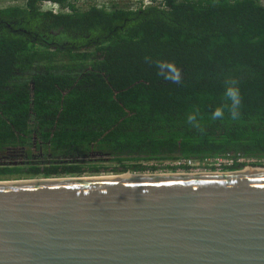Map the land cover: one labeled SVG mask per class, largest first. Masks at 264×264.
<instances>
[{
  "label": "trees",
  "instance_id": "16d2710c",
  "mask_svg": "<svg viewBox=\"0 0 264 264\" xmlns=\"http://www.w3.org/2000/svg\"><path fill=\"white\" fill-rule=\"evenodd\" d=\"M78 1L0 9V180L264 159V0ZM158 60L175 62L181 81L158 76ZM227 79L240 116L212 120Z\"/></svg>",
  "mask_w": 264,
  "mask_h": 264
},
{
  "label": "water",
  "instance_id": "95a60500",
  "mask_svg": "<svg viewBox=\"0 0 264 264\" xmlns=\"http://www.w3.org/2000/svg\"><path fill=\"white\" fill-rule=\"evenodd\" d=\"M0 180V264H264V167Z\"/></svg>",
  "mask_w": 264,
  "mask_h": 264
},
{
  "label": "clouds",
  "instance_id": "9594fccd",
  "mask_svg": "<svg viewBox=\"0 0 264 264\" xmlns=\"http://www.w3.org/2000/svg\"><path fill=\"white\" fill-rule=\"evenodd\" d=\"M150 60V58H146ZM155 66L159 69L157 75L166 81H173L179 83L181 81V70L172 61H155ZM236 81L227 79L224 86V103L216 107L211 113L212 120H222L225 116V109L230 113L232 120H237L240 116V107L242 103L240 89L236 86ZM188 122L193 126L199 128L196 113H192L187 117ZM245 168V167H244ZM241 168V169H244ZM239 170V169H237Z\"/></svg>",
  "mask_w": 264,
  "mask_h": 264
},
{
  "label": "rangeland",
  "instance_id": "374dc122",
  "mask_svg": "<svg viewBox=\"0 0 264 264\" xmlns=\"http://www.w3.org/2000/svg\"><path fill=\"white\" fill-rule=\"evenodd\" d=\"M97 5L100 7H104L108 10H114V9H128V10H135L140 6L138 0H79L77 2V5L81 7L82 9L88 8L90 5ZM7 6H20V7H25L26 6V0H0V9L7 7ZM44 9H54L57 11H60L61 8L58 4H54L51 2H45L43 4ZM247 160L249 162L244 161ZM237 160L240 163H243L244 167L248 168H256V167H264V163L257 161L256 159H250V158H237ZM174 165V164H173ZM239 165V164H238ZM230 170L229 168H224L221 169V171H226ZM237 170V169H233ZM178 171V170H177ZM164 172H172L170 170H159L157 172H144V173H164ZM109 175H117V174H109ZM83 176H88V175H83ZM6 180H13V179H6Z\"/></svg>",
  "mask_w": 264,
  "mask_h": 264
},
{
  "label": "built area",
  "instance_id": "2783aa9c",
  "mask_svg": "<svg viewBox=\"0 0 264 264\" xmlns=\"http://www.w3.org/2000/svg\"><path fill=\"white\" fill-rule=\"evenodd\" d=\"M241 157L244 158L241 155L234 156L232 154H228L226 156H219L213 159H205L204 161L201 162H193V160L190 159H181L171 163V165L174 164L173 166L177 167L178 171L176 170L175 172H181V173L216 172V171L221 172V169L232 168L236 164L242 165L243 163H240L237 160V158H241ZM244 161L249 162L245 159ZM259 162L264 163V159H261Z\"/></svg>",
  "mask_w": 264,
  "mask_h": 264
},
{
  "label": "bare ground",
  "instance_id": "6f19581e",
  "mask_svg": "<svg viewBox=\"0 0 264 264\" xmlns=\"http://www.w3.org/2000/svg\"><path fill=\"white\" fill-rule=\"evenodd\" d=\"M247 170H251L250 168H246ZM107 176H110V175H107Z\"/></svg>",
  "mask_w": 264,
  "mask_h": 264
}]
</instances>
